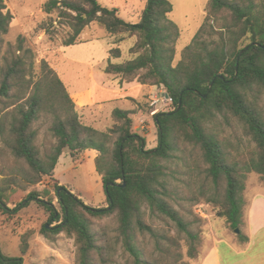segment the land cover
<instances>
[{"label":"trees","instance_id":"16d2710c","mask_svg":"<svg viewBox=\"0 0 264 264\" xmlns=\"http://www.w3.org/2000/svg\"><path fill=\"white\" fill-rule=\"evenodd\" d=\"M146 1L137 24L99 0H50L45 11L58 10L66 20L71 33L65 46L81 43L93 23L110 36L136 39L129 50L134 58L120 64L109 59L105 72L122 83L164 88L173 100L170 112L154 116L158 145L153 149L133 130L136 110L115 109L114 125L105 132L84 124L58 73L45 60L37 69L23 36L2 57L14 15L0 0V144L15 163L12 174L0 178V217H13L34 203L42 206L50 216L39 233L50 241L60 234L74 239L77 264H121L119 259L179 264L182 255L174 252L179 240L187 242L194 258L201 219L193 208L204 199L227 227L239 229L247 208L246 178L253 172L264 177V0H209L205 20L177 65L181 33L169 18L173 5ZM110 57L121 58V49L112 48ZM45 118L55 140L49 154L38 144ZM87 151L98 153L95 166L107 207L86 205L58 184L59 208L35 190L9 207L14 186L28 191L54 176L65 153L75 158ZM112 217L114 228L99 227ZM33 234L29 230L21 237L23 255ZM23 263V257L8 258L0 247V264Z\"/></svg>","mask_w":264,"mask_h":264},{"label":"rangeland","instance_id":"374dc122","mask_svg":"<svg viewBox=\"0 0 264 264\" xmlns=\"http://www.w3.org/2000/svg\"><path fill=\"white\" fill-rule=\"evenodd\" d=\"M5 1L8 9L14 15V20L9 33L4 37L2 57L7 54L9 45H15L18 37L23 36L26 39V45L36 55L37 69H40V64L43 60L47 61L58 73L69 93L75 94L90 87L92 85L90 82L92 73H94L97 81L100 80V77L103 76L100 69L105 64L104 60L107 54L106 38H110L108 37L110 35L102 26L93 23L90 26L93 25L94 29L86 32L87 36L92 35V31L97 32L98 35H104L106 32L108 36H101L100 42L97 40V42L89 43L90 40L83 41L80 37L81 43L65 46L64 42L69 38L71 30L66 20L59 17L58 10H54L51 13L45 11V5L50 0ZM99 1L104 7L118 9L121 18L134 24L140 22L142 13L147 5L146 0ZM170 2L173 5V11L169 18L179 27L181 33L177 42V54L174 61V65H177L182 58L183 50L191 44L205 20L209 0H170ZM120 36L125 35H117L116 38ZM116 41V43L122 42L118 41V39ZM131 45H133V40H128L121 45V49L124 52L123 58H119L116 63H124L129 59L131 60V55L128 52V48ZM114 48L119 47L116 46ZM71 57L78 60L84 59L89 63L74 62ZM141 90L137 89L131 93L129 92V95L143 99L140 93H144L146 88ZM160 90L166 92L164 88H158L156 93H159ZM96 95H102L106 99L111 96L115 97L114 94L106 93L105 90L99 87L96 89ZM150 100L149 98L148 103L144 105L145 108H141L143 109V114H138V116H135L136 118H133V130L146 138L147 149H153L158 145L156 120L154 116L150 115ZM109 105L126 109L123 103L115 102L114 104L112 102ZM172 109V106L167 108L160 107L159 113L170 112ZM102 112L103 119L109 118L107 110ZM81 121L83 122V120ZM44 124L41 126L38 144L43 154H49L55 144V140L48 133L50 128L49 118H45ZM229 134L230 130H228V136ZM244 141L246 142V140ZM247 148L243 149V153H247ZM1 150L2 146L0 144V178H4L12 174L15 163L12 158L2 153ZM97 155L96 151H87L73 158L69 153H65L58 165L57 172L63 174L61 179L66 183V188L69 191H74L73 194L79 197L86 205L103 208L107 207V195L102 179L96 171L95 157ZM58 183L60 182L54 176H45L40 183L28 191H22L14 186L12 193L7 198L8 205L10 208H14L18 203L26 199L32 190H35L39 192L40 199L52 200L53 204L59 208L55 190V185ZM260 194L264 195V177L254 172L250 173L246 178L244 198L247 202V208L245 210L244 223L239 227L240 232L247 230L246 217L250 202ZM193 211L201 219V224L197 228L200 233L198 255L194 258L189 257L187 242L179 240V247L174 250V252L178 251L182 255L179 264H197L202 255V249L206 246L208 239H210L212 231L217 229V225H226L225 221L218 217L217 208L213 204L206 203L204 199H201V202L193 208ZM49 216L50 213L45 208L34 203L13 217H0V247L2 253L8 258L23 257V264H77V247L74 239L68 238L65 234H60L55 238V241H50L39 233L41 227L48 222ZM55 225L53 224V226ZM98 225L99 227L107 225L114 228L116 220L113 217L104 219L99 221ZM29 230H34L35 234L29 238L30 247L28 253L23 255L20 239ZM232 232L235 233V230L232 229ZM171 234L175 236L176 232L172 231ZM151 251L153 252V249ZM174 256H177V254H174ZM118 263L124 264V260L119 259Z\"/></svg>","mask_w":264,"mask_h":264},{"label":"crops","instance_id":"0c3cea01","mask_svg":"<svg viewBox=\"0 0 264 264\" xmlns=\"http://www.w3.org/2000/svg\"><path fill=\"white\" fill-rule=\"evenodd\" d=\"M131 22V21H129ZM132 23V22H131ZM94 26L87 27L81 35L83 41L90 40L89 43L97 42L101 40V36L106 37L108 34L98 35L97 32L92 31V35L87 36V30L94 29ZM106 45V59L104 60L105 64L101 67L100 71L103 76L100 77V80L97 81L94 73L91 74V86L87 89L80 90L75 94H70L72 100L76 105V109L80 115L83 123L94 127L100 131H106L113 124L112 113L115 109H121L110 103H123L126 109L122 110H136L135 116L138 114H143V109L149 101L150 95L156 93L159 87L157 86H147L139 84L138 82H121V78L115 75H110L105 72L109 59L113 63H116L119 59H114L110 57V50L114 47H119L128 40H133V45L136 41L135 38H130L127 35L120 36H108ZM122 38H125L124 41L116 43ZM105 39V40H106ZM116 43V44H115ZM131 45L129 49L133 46ZM123 58V50L121 49ZM120 58V59H121ZM134 56H131L133 59ZM74 62L89 63L84 59H75L71 57ZM130 60V59H129ZM107 62V63H106ZM126 62V61H125ZM91 64V62H90ZM120 64V63H117ZM105 73V74H104ZM102 88L106 93L114 94L115 97L105 98L102 95H96V89ZM144 93H140L143 99L139 97H134L129 95L134 90L142 91L145 89ZM104 110L108 111L109 118L103 119L102 114ZM100 128V129H99ZM148 132V131H147ZM146 132V133H147ZM151 135V134H150ZM63 157V156H62ZM59 160L58 165L60 164ZM58 168V167H57ZM55 171V179L60 182L59 186H67L61 179L63 174ZM65 174V173H64ZM101 177V176H100ZM74 193V191H71ZM81 197V196H80ZM247 230L245 232H240L239 234L232 232V229L226 225H217V229L212 231V235L206 246L202 249V255L197 264H264V195L260 194L254 197L249 206V211L246 217ZM14 235V234H12ZM18 236V235H17ZM20 237V236H19ZM21 242V239H20Z\"/></svg>","mask_w":264,"mask_h":264},{"label":"built area","instance_id":"2783aa9c","mask_svg":"<svg viewBox=\"0 0 264 264\" xmlns=\"http://www.w3.org/2000/svg\"><path fill=\"white\" fill-rule=\"evenodd\" d=\"M167 92H163L160 90V92L158 93H154L151 94L150 96V106H151V112L150 115L151 116H155L156 114L159 113L160 111V107H168L171 106L173 103V100L170 98V96L168 95V97L166 96Z\"/></svg>","mask_w":264,"mask_h":264},{"label":"water","instance_id":"95a60500","mask_svg":"<svg viewBox=\"0 0 264 264\" xmlns=\"http://www.w3.org/2000/svg\"><path fill=\"white\" fill-rule=\"evenodd\" d=\"M166 96L168 97V94H166ZM235 231H236V233H238V234L240 233V229H236Z\"/></svg>","mask_w":264,"mask_h":264}]
</instances>
